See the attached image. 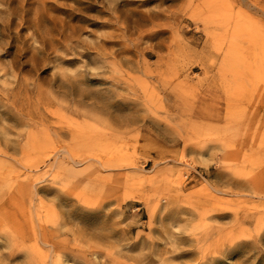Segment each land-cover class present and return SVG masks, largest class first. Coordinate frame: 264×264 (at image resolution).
<instances>
[{"label": "rangeland", "instance_id": "374dc122", "mask_svg": "<svg viewBox=\"0 0 264 264\" xmlns=\"http://www.w3.org/2000/svg\"><path fill=\"white\" fill-rule=\"evenodd\" d=\"M0 264H264V0H0Z\"/></svg>", "mask_w": 264, "mask_h": 264}]
</instances>
